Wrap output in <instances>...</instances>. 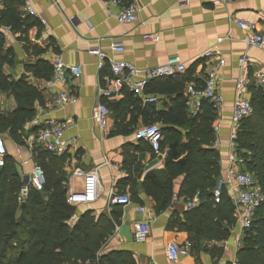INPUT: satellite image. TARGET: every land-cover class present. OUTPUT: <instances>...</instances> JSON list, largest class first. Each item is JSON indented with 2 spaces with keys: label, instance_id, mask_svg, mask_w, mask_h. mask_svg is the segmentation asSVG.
I'll return each instance as SVG.
<instances>
[{
  "label": "crops",
  "instance_id": "0c3cea01",
  "mask_svg": "<svg viewBox=\"0 0 264 264\" xmlns=\"http://www.w3.org/2000/svg\"><path fill=\"white\" fill-rule=\"evenodd\" d=\"M28 1L36 12L35 16L26 14L22 5L17 11L22 16L23 26L18 24L14 28L20 25L18 29L11 32L5 30L6 25L0 26L5 40L3 57L7 59L3 65V75L6 81L15 83V88L22 94L17 99L10 88L0 83V115L13 119L14 113L22 105L24 112L20 114L25 117L19 129L20 141L12 137L10 128L0 130V140L5 150L4 157L10 156L16 163L23 189L38 165V157L42 155L35 140L36 135L52 120L68 125L65 137L71 142V152L65 156H55L66 157L63 169L69 178L67 196L72 189L83 190V179L73 176L77 169H99L102 186L99 197L90 204H68L75 209L72 217L76 218L69 223L71 217L67 225L71 229L76 227L89 213L92 217L111 221L114 229L103 238L95 257L79 264H174L166 254V246L172 241L180 244L190 242L193 245L191 255L182 258L179 264L239 263L238 254L244 243V238L239 239V225L235 223L227 239H205L196 244L180 228L181 223L185 222V213L191 210L184 200L174 202L184 177L174 181L172 206L156 213L155 200L144 190V182L148 174L165 168L167 154L155 153L150 145H142L141 151L135 152L129 147L141 145L134 134L157 113L169 112L184 104L191 117L186 98L187 86L193 79L203 80L221 58L226 65L218 70L217 76L224 105L218 112L215 124L220 126L221 146L218 152L221 178L224 177L231 153L236 83L242 75L239 59L243 55L250 59L248 91L251 100L252 89H259L255 75L259 71L264 73V50L246 48L241 42L245 33L234 20L257 24L258 29L264 31V0H234L222 5H215L217 0H119L123 6L138 4L140 17L135 24H119L96 0ZM6 4V0H0V18L6 11ZM32 21L37 24L27 28ZM147 35H154L156 41L148 42L145 40ZM220 38L224 39L222 43H218ZM115 42L124 46L122 53L111 50ZM95 49L115 61L132 63L139 69L156 68L165 65L171 57L178 56L186 65V71L149 84L148 95L157 99L150 104L155 112L151 117L144 114L149 104L130 90H124L117 99L107 100L112 112L111 135L105 137L92 119V109L99 100V90L111 87L112 75L108 62H101L97 56L90 54ZM210 50L217 51L218 55L207 60L204 53ZM58 54L64 56L67 64L81 66L83 75L69 85L70 90L78 96V103L54 109V93L43 89V86L52 79V64ZM178 87L183 89L182 96L174 89ZM131 157L135 159L129 163ZM46 162L49 163V160L46 159ZM125 163L129 170L125 169ZM112 189L120 194H128L132 204L126 208L111 207L109 192ZM227 194L229 196L228 191ZM196 196L199 199L198 208L201 200L199 195L194 198ZM141 207L146 209V213L139 211ZM140 221H145L150 229L148 241L142 244L134 239V224Z\"/></svg>",
  "mask_w": 264,
  "mask_h": 264
},
{
  "label": "trees",
  "instance_id": "16d2710c",
  "mask_svg": "<svg viewBox=\"0 0 264 264\" xmlns=\"http://www.w3.org/2000/svg\"><path fill=\"white\" fill-rule=\"evenodd\" d=\"M6 2L1 24L13 26L12 29L18 24L23 26L17 8L24 5V0ZM36 24L32 21L27 28ZM4 44V36L0 33V83L20 99L22 94L15 88V83L6 81L3 75V65L7 62L3 57ZM190 83L201 86L202 80L193 79ZM182 87L174 88L179 96L183 95ZM252 94L254 113L240 125L236 151L245 159L247 170L264 188V94L255 87ZM181 105L156 115L153 105H146L144 109L145 115H155L145 125H161L164 136L161 153L167 154L165 168L147 175L144 190L154 198L156 213H161L172 206L174 181L184 177L178 199L187 202L199 195L201 204L185 213V222L180 228L196 244L205 239L221 241L230 237L236 220L234 206L226 191L220 204L216 205L213 198V190L222 176L220 153L214 148L213 126L218 120V112L207 102L197 117H190L184 104ZM22 112L21 105L13 119L0 115V130L10 128L17 141L21 140L19 129L25 121ZM140 144L129 148L135 152L141 151L142 145L149 147L146 141L141 140ZM41 154L37 164L45 171L48 183L43 192L30 189L25 203L19 202L24 185L16 163L10 156L4 157V166L0 168V264H79L92 260L100 250L103 238L113 231L114 224L88 213L76 227L69 228L67 222L75 209L67 203L69 178L63 169L66 157L55 158L42 149ZM134 159L129 158V163ZM124 167L129 170L127 163ZM238 261L240 264H264V205L257 210L253 225L244 237Z\"/></svg>",
  "mask_w": 264,
  "mask_h": 264
},
{
  "label": "built area",
  "instance_id": "2783aa9c",
  "mask_svg": "<svg viewBox=\"0 0 264 264\" xmlns=\"http://www.w3.org/2000/svg\"><path fill=\"white\" fill-rule=\"evenodd\" d=\"M101 2L108 15L115 17L119 24H135L139 21L140 8L138 4L130 6H123L119 0H96ZM234 0H217L215 5L228 4ZM24 10L28 15H36L35 10L31 7L28 0L25 1ZM234 23L239 27L245 36L241 42L248 49L264 50V31L258 29L257 24L249 23L247 21L235 19ZM1 26V22H0ZM8 32L12 31L10 26L5 27ZM44 36V35H43ZM226 39V38H225ZM148 42H155L154 35L145 36ZM223 38L218 39V43L223 42ZM111 50L114 53H122L124 46L121 43H113ZM90 54L95 55L101 62H108L112 75V83L110 88H103L99 90V100L92 109V119L99 127L105 137L111 135L110 132V118L112 112L108 107L106 101L119 98L124 90H130L138 94L144 103L153 104L157 101L156 97L150 96L147 93L149 84L157 79L171 77L177 73L186 71V65L178 56L168 59L165 65L156 68L139 69L132 63L125 61H115L108 57L107 54L99 49L91 50ZM218 55L217 51L210 50L204 53V58L211 60ZM249 57L243 55L239 59L242 75L236 83V95L233 105L232 115V130L230 134L231 153L229 157V164L216 187L213 190V198L215 204L222 202L225 191L229 193V198L234 206V217L236 223L240 228V238L243 239L246 233L251 229L256 217L257 210L264 205V188L257 181L255 176L251 174L246 168V161L240 157L236 151V140L241 123L251 117L254 113V108L251 102L250 93L248 91L249 81ZM53 76L52 79L43 86V89L54 93L52 108H64L67 105H76L79 101L78 96L70 90L69 85L72 80L82 77L83 70L79 65H69L65 62L64 56L58 54L53 61ZM226 65L224 59L219 58L218 62L212 66L206 77L202 80L201 86L196 83H191L186 89V98L190 108L191 117H197L201 111L204 103H211L217 112H219L224 105V97L219 91L218 86V70ZM257 87L264 94V73L259 71L255 75ZM68 125L66 123H58L54 120L50 121L48 126L40 129L36 135V142L43 151L54 156H65L70 154L71 142L66 140V132ZM213 130L216 136L214 148L218 150L221 146L220 141V126L214 124ZM137 141H146L157 154L161 153V143L164 136L160 124L143 125L138 128L134 134ZM5 150L3 149L2 141L0 140V168L4 166ZM109 165V163H106ZM119 170L118 167H114ZM99 169L91 171H83L77 169L74 173L75 178L83 179V190L71 192L67 196V203L69 205L90 204L97 200L102 191L101 177ZM48 180L45 171L41 166H35L26 188V194L23 192L19 197L20 203H25L30 189L36 192H43L47 186ZM109 205L111 207L126 208L132 204L131 198L128 194H120L115 190L110 192ZM178 198H174L177 202ZM199 203L198 196L186 202L187 208L193 210ZM140 212L146 213L144 207L139 208ZM76 217H72L71 223ZM134 239L136 243H146L149 239L150 229L145 221L136 222L134 224ZM192 243L186 242L180 244L177 241H172L166 246V254L169 260L174 264H179L182 258L191 255ZM240 247V246H238ZM233 264H239L234 261Z\"/></svg>",
  "mask_w": 264,
  "mask_h": 264
},
{
  "label": "water",
  "instance_id": "95a60500",
  "mask_svg": "<svg viewBox=\"0 0 264 264\" xmlns=\"http://www.w3.org/2000/svg\"><path fill=\"white\" fill-rule=\"evenodd\" d=\"M23 192L26 194V188L23 189ZM23 207H24V205H23Z\"/></svg>",
  "mask_w": 264,
  "mask_h": 264
}]
</instances>
